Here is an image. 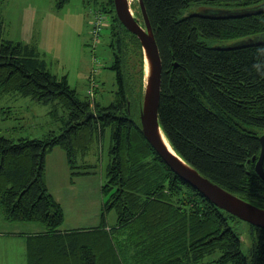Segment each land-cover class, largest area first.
I'll return each mask as SVG.
<instances>
[{"label":"trees","instance_id":"16d2710c","mask_svg":"<svg viewBox=\"0 0 264 264\" xmlns=\"http://www.w3.org/2000/svg\"><path fill=\"white\" fill-rule=\"evenodd\" d=\"M65 1L58 0L57 6ZM260 1L143 3L162 63L157 114L169 142L203 175L264 207V180L255 174L252 160L259 155L258 136L264 130V44L214 46L264 32V12L239 18L187 12L197 5L241 7ZM97 11L107 15L106 24L111 28V67L116 71L118 89L107 104L93 98V106L90 97L78 96L66 76L49 71L32 44L4 38L0 13V95L10 93L42 103L57 101L66 112L59 132L17 139L0 134L2 216L6 221L44 226L43 232L25 236L26 264H197L216 250L220 264H264V228L246 222L255 239L244 254L241 237L229 223V218L240 219L175 174L135 121L126 117L124 87L139 90L143 84L141 46L119 22L112 0H105ZM122 48L138 55L134 72L125 69ZM107 131L108 162L101 186L107 198L103 199L100 223L61 231L65 212L46 185V157L59 146L66 153L70 178L86 174L90 165L78 160L94 142H102ZM111 208L117 215L113 226L105 220Z\"/></svg>","mask_w":264,"mask_h":264},{"label":"rangeland","instance_id":"374dc122","mask_svg":"<svg viewBox=\"0 0 264 264\" xmlns=\"http://www.w3.org/2000/svg\"><path fill=\"white\" fill-rule=\"evenodd\" d=\"M104 1L66 0L58 7V0H0L3 37L32 44L41 53L49 71L57 77L66 76L70 87L79 97L86 98L88 89L93 88L92 83H95L94 99L107 104L118 89L116 71L111 67L114 59L110 46L111 28L108 24L101 26L96 41L90 34L94 19L92 10L101 9ZM130 5L132 15L142 25L137 0H131ZM122 49L125 69L134 72L138 67V55L133 51L129 54L127 48ZM92 99H89L91 106ZM62 116H66V112L57 101L42 103L10 93L0 95V134L13 139L41 138L50 130L59 132ZM108 144L107 131L103 142H94L89 156L85 158L94 161V178L75 180L73 190H67L64 186L59 188V199L68 215L66 219L65 214L61 229L99 224V203L101 199L103 203L107 195L98 190L97 184H103L106 180ZM72 196L79 201L74 203L73 209L70 207ZM116 219L113 208L106 211L107 225L113 226ZM229 223L241 237V251L248 254L250 244L255 239L250 226L233 218H229ZM43 229L44 226L38 222L6 221L0 210V264H25V236ZM219 254L218 250L207 254L197 264H220L216 261Z\"/></svg>","mask_w":264,"mask_h":264},{"label":"water","instance_id":"95a60500","mask_svg":"<svg viewBox=\"0 0 264 264\" xmlns=\"http://www.w3.org/2000/svg\"><path fill=\"white\" fill-rule=\"evenodd\" d=\"M112 1L116 17L124 28L137 37L143 54V84L138 90L143 95L140 115L135 123L144 138L175 174L213 204L242 221L255 227L264 228V207L253 204L215 183L194 168L173 148L158 120L157 110L160 97L162 63L143 0H137L142 25L132 15L131 0ZM187 12L191 15L210 18H239L264 12V0L253 5L241 7L197 5L189 8ZM257 44H264V32L233 40L219 41L214 46L226 49ZM146 63L148 64L147 74L145 70ZM89 114L93 115V112L90 111ZM163 138L166 139L168 144L164 142ZM258 138L261 146L260 152L258 156H253L252 160L255 161V174L264 180V130L259 133Z\"/></svg>","mask_w":264,"mask_h":264},{"label":"crops","instance_id":"0c3cea01","mask_svg":"<svg viewBox=\"0 0 264 264\" xmlns=\"http://www.w3.org/2000/svg\"><path fill=\"white\" fill-rule=\"evenodd\" d=\"M95 86H96L95 83H92L93 88L90 87L87 91V94H88V96H90L91 99L95 98V94H94ZM99 143H100V141L98 142V144ZM90 150L88 151V153L84 157L79 158V160H78L79 164H89L90 165V167H88V169H86V170H89V172L86 174H78V175L74 176L72 179L70 178V168L68 165L67 156H66L65 151L62 148H60L59 146L54 147L52 149V151L46 157V166H45L46 185L48 187L49 192L55 197V199L63 207L64 212L66 214V219H67L68 215H67L66 208H65L64 204L59 199V195H60L59 188H61V186H64L67 190H69V189L73 190V187H75V185H76L75 180L83 181V180L95 177L94 174L96 173V168H95V164L93 163L94 161H92L91 159H88L90 161L89 162L88 160L85 159L89 156ZM80 170L82 171V169H80ZM101 185H103V184H100V183L97 184L99 191L101 189ZM75 202H79V201H78V199H73V196H72V200L70 203V207L72 209H73ZM101 203H102V199L99 203L98 215L100 214V211H101V207H102ZM67 210L69 212V202H67ZM2 218L4 219L3 216H2ZM97 225L98 224L91 225V226H73V227H70L67 229H61L60 228V230L61 231H67V230L78 229V228H89V227H94ZM43 231H44V229L42 231L35 230L34 232H30L29 234L41 233ZM29 234H27V235H29ZM24 242H25V239H24ZM25 244H24V247H25Z\"/></svg>","mask_w":264,"mask_h":264},{"label":"flooded vegetation","instance_id":"af4514ba","mask_svg":"<svg viewBox=\"0 0 264 264\" xmlns=\"http://www.w3.org/2000/svg\"><path fill=\"white\" fill-rule=\"evenodd\" d=\"M116 29L120 31L122 28H118V23H116ZM128 31V30H127ZM124 100H125V114L126 117L134 120L136 122L141 110V99L142 93L138 92L136 87H124Z\"/></svg>","mask_w":264,"mask_h":264},{"label":"built area","instance_id":"2783aa9c","mask_svg":"<svg viewBox=\"0 0 264 264\" xmlns=\"http://www.w3.org/2000/svg\"><path fill=\"white\" fill-rule=\"evenodd\" d=\"M94 19L92 21V27L90 28V34L94 41H96L98 38L97 32L100 29L101 26L105 25L107 23V15L104 12L93 10Z\"/></svg>","mask_w":264,"mask_h":264},{"label":"bare ground","instance_id":"6f19581e","mask_svg":"<svg viewBox=\"0 0 264 264\" xmlns=\"http://www.w3.org/2000/svg\"><path fill=\"white\" fill-rule=\"evenodd\" d=\"M145 65H146L145 70H146V74H147V73H148V64L146 63ZM163 139H164V142H165L166 144H168L167 141H166V139H165V138H163ZM168 146H169V145H168Z\"/></svg>","mask_w":264,"mask_h":264}]
</instances>
